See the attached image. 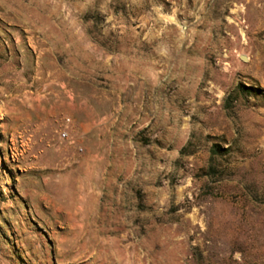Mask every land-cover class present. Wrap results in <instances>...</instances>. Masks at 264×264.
I'll use <instances>...</instances> for the list:
<instances>
[{"label":"rangeland","instance_id":"374dc122","mask_svg":"<svg viewBox=\"0 0 264 264\" xmlns=\"http://www.w3.org/2000/svg\"><path fill=\"white\" fill-rule=\"evenodd\" d=\"M0 264H264V0H0Z\"/></svg>","mask_w":264,"mask_h":264}]
</instances>
